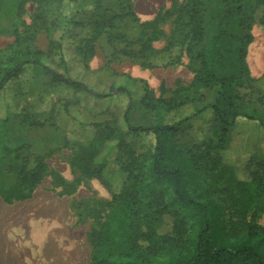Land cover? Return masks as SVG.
<instances>
[{
  "label": "rangeland",
  "instance_id": "1",
  "mask_svg": "<svg viewBox=\"0 0 264 264\" xmlns=\"http://www.w3.org/2000/svg\"><path fill=\"white\" fill-rule=\"evenodd\" d=\"M10 1L22 6L14 17L0 20V68L15 49L27 43L47 53L54 33V38L63 36L66 59V67L60 68L59 72L101 95L110 94L112 85L116 88L132 85L123 75L136 81L143 80L157 107L149 109L141 104L144 91L139 83L130 87L132 96L119 94L116 90L112 98L96 99L88 93L77 94L67 88L47 89L45 79L33 72L22 79V85L9 88L0 97V264H90V237L106 222L115 205L113 195L124 188L128 177L126 169L136 159H131L126 152L120 154L115 143H108L103 154L107 161L105 182L91 178L86 171L81 146L94 142L93 126L120 121L131 100L134 105L129 119L134 127H151L162 120L164 110L158 104L159 99H173L177 103L188 100L191 106L170 120L178 121L191 113L192 106L201 109L214 104L219 88L194 85L195 77L202 74L197 60L199 48L192 45L188 52V41L181 35L183 29L176 21L178 17L184 21L189 0ZM244 3L253 20L251 30L246 31L251 41L245 59L244 82L236 89L246 109L264 118V0H244ZM96 5L100 6L98 12H95ZM130 8L136 13L137 21L129 17L118 19L113 22V27L106 26L97 39L91 40L92 24L99 13H106L109 19L114 15H126ZM168 12L171 17L164 18ZM85 13L89 24L85 27L75 25L74 22ZM62 19L63 24L57 27ZM154 32L158 33L157 40L151 37ZM29 33H34L32 39H28ZM149 38L152 39L149 49L159 52L152 59L153 67L138 57L124 56V53L139 52L142 43ZM178 41L183 42L182 46L172 49L170 56L160 54ZM48 64L57 69L56 62ZM212 122L213 117L207 112L193 120L192 126L174 139L176 154L173 161L187 169L186 190L192 197L214 201L218 206L219 222L229 220L236 223L237 229L253 221L264 226V189L244 199L237 187L238 183L251 182L254 175L255 183L264 186V130L258 122L239 118L231 130L230 143L225 148L209 150ZM135 142L140 150L151 144L144 138ZM190 151L197 155L198 168L187 158ZM40 162L44 165V174L33 188L31 198L17 199L20 191L28 192L27 176ZM139 165V162L132 164L131 168L137 173ZM164 192L162 187L148 185L146 202ZM249 200L256 206L246 211ZM45 211L53 214V218ZM242 211L244 215H241ZM45 217L55 221V236L69 246L66 252H55L53 260H49L50 257L44 259L34 245L35 227H44ZM2 219H7L6 225L22 237L16 241L18 255L12 259L3 245L10 235L5 231ZM182 219L190 225L201 221V215L176 207L165 213L153 229L158 236L173 237L174 224ZM147 245V242H141V246Z\"/></svg>",
  "mask_w": 264,
  "mask_h": 264
},
{
  "label": "trees",
  "instance_id": "2",
  "mask_svg": "<svg viewBox=\"0 0 264 264\" xmlns=\"http://www.w3.org/2000/svg\"><path fill=\"white\" fill-rule=\"evenodd\" d=\"M59 1L64 3L73 0ZM21 6L22 4L10 0H0V20L14 17ZM95 10L100 11V6L96 5ZM86 16L85 13L76 20L75 25L85 27L89 24ZM124 17L138 20L131 8L126 15H114L109 19L106 13H99L98 19L92 24L91 40L97 39L106 26L113 27L114 21ZM168 17H171L170 12L164 18ZM63 20L57 27L63 24ZM252 20L244 0H189L184 21L179 17L176 21L183 29L181 35L188 41V52L192 45L199 48L197 60L201 64L202 74L195 77L194 85L217 86L219 93L215 103L201 109L192 106L194 109H191V113L178 121L170 122L174 115L191 105L188 100L177 103L173 99H159L158 104L164 110L162 120L151 127H134L129 119L134 105L131 100L120 121L93 126L94 142L81 146L86 171L91 178L105 182L107 161L103 154L108 143H115L120 154L128 153L131 159L136 158L132 164L139 162L140 165L137 173L131 168L132 164L127 167L125 186L113 195L115 205L109 211L106 222L92 233L90 264H264V226L253 221L244 223L241 229H237L236 223L229 220L219 222L216 216L218 206L210 199L190 196L186 190L187 169L173 161L176 154L175 137L190 128L193 120L207 112L213 117L208 137L209 150L215 147L225 148L230 143L231 130L239 118L258 122L264 130V118L246 109L236 89V86L244 82L245 59L251 41V36L246 31L251 30ZM29 34L28 39H32L34 33ZM53 35L47 53L33 48L29 43L13 51L0 68V97L9 88L22 85V79L33 72L45 79L47 89L67 88L77 94L88 93L96 99L112 98V93L116 90L119 94L132 96L130 87L139 83L144 91L141 104L149 109L157 108L152 103L151 91L143 80L136 81L123 75L126 82L132 85L118 88L112 85L110 94L101 95L84 83L59 72L60 68L66 67L63 36L54 38ZM151 37L157 40L158 33L154 32ZM152 39L142 43L139 52L124 53V56L138 57L144 64L153 67L152 59L159 52L149 49ZM182 44V41L172 43L160 54L169 55L172 49ZM50 61L57 63V69L48 64ZM248 81L253 82L251 79ZM143 138L150 140L151 144L147 149L140 150L135 141ZM187 158L193 167L198 168L197 155L190 151ZM43 174L44 165L40 162L27 176L28 192L20 191L16 198L30 199L33 188L41 181ZM255 178L254 175L251 182L237 184L242 191V198L247 199L251 193L264 189V186L255 183ZM148 185L164 188L165 194L152 197L146 202ZM247 204L246 211L256 206L251 200ZM176 207L199 213L201 221L188 225L182 219L174 224L173 237L158 236L153 229L154 224ZM241 215H244L243 211ZM141 242H147L148 245L143 247Z\"/></svg>",
  "mask_w": 264,
  "mask_h": 264
},
{
  "label": "bare ground",
  "instance_id": "3",
  "mask_svg": "<svg viewBox=\"0 0 264 264\" xmlns=\"http://www.w3.org/2000/svg\"><path fill=\"white\" fill-rule=\"evenodd\" d=\"M41 197V196H40ZM43 197V196H42ZM50 199V198H49ZM36 200V199H35ZM39 200V199H38ZM44 200V199H42ZM53 200V199H52ZM40 201V200H39ZM47 201V200H46ZM41 202V201H40ZM54 202V201H52ZM46 203V202H45ZM57 204V203H56ZM31 205H33L31 203ZM51 205V204H50ZM54 206V204H52ZM18 206V205H17ZM35 206V205H34ZM47 206V205H45ZM23 207V206H22ZM32 207V206H30ZM36 207V206H35ZM44 206H40V208H42ZM21 208V207H20ZM29 208V207H28ZM51 207H48V209ZM55 208V207H54ZM36 210V209H35ZM59 210V209H58ZM61 210V209H60ZM37 211V210H36ZM42 211V210H41ZM44 211V210H43ZM56 211V210H55ZM23 212V211H22ZM31 212V210H30ZM50 212V211H49ZM21 213V210H20ZM46 213V211H45ZM60 213V212H59ZM37 214V213H36ZM49 215L48 217H52L53 218V214H49L46 213V215ZM22 216V215H21ZM45 216V215H43ZM25 218V217H23ZM46 218V217H45ZM49 219V218H48ZM65 219V218H64ZM10 220V218H9ZM38 219H36L37 221ZM47 220V218H46ZM56 220V219H55ZM62 220V219H61ZM4 226L7 223V219L4 220L2 219ZM41 221V220H40ZM39 221V222H40ZM38 222V223H39ZM55 222V221H54ZM53 220H47V222L45 221V225L44 227H40L39 225H36V230H34V232L36 233V239L34 240V245L38 248V250L41 251L42 256L44 259L47 260V257L49 258V260H53V255L55 254V252H57L59 250V252H66L67 249H69V246L65 243H63L62 241H60L54 234V230H53V224H54ZM58 222V221H57ZM44 223V222H42ZM57 225V224H56ZM60 226V225H59ZM5 231L10 235V237L6 238L4 240V247L6 250V254L9 258H14L17 257L18 253L17 250L15 249L16 247V241H18L21 237V235L19 233H15L13 232V228H11V226L6 225L5 226ZM62 234H64L62 232ZM65 235V234H64ZM67 235V234H66ZM63 238V237H62ZM64 239V238H63ZM20 243V242H17ZM16 259V258H15ZM10 259H8L9 261ZM7 261V260H5ZM14 261V260H13ZM9 263V262H8ZM11 263V262H10Z\"/></svg>",
  "mask_w": 264,
  "mask_h": 264
}]
</instances>
